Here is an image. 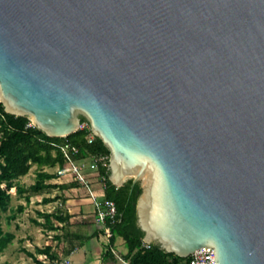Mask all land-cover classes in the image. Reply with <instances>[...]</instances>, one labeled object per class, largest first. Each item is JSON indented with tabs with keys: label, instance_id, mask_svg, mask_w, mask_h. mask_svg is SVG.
Returning a JSON list of instances; mask_svg holds the SVG:
<instances>
[{
	"label": "water",
	"instance_id": "obj_1",
	"mask_svg": "<svg viewBox=\"0 0 264 264\" xmlns=\"http://www.w3.org/2000/svg\"><path fill=\"white\" fill-rule=\"evenodd\" d=\"M0 103L84 118L146 243L264 264V0H0Z\"/></svg>",
	"mask_w": 264,
	"mask_h": 264
},
{
	"label": "trees",
	"instance_id": "obj_2",
	"mask_svg": "<svg viewBox=\"0 0 264 264\" xmlns=\"http://www.w3.org/2000/svg\"><path fill=\"white\" fill-rule=\"evenodd\" d=\"M28 117L14 116L5 112L0 103V218L10 203L9 191L16 189L18 195L24 194L26 201L31 196H37L47 189L57 187L47 184L46 181L55 178L53 174H47L41 170L42 167L53 168L55 166L63 167L66 159L61 151L65 144L78 148V154L72 156L73 160L81 161L85 159H100L104 162H97L98 176L103 184V200L112 201L116 208L114 220H106L104 223L110 230V243H113L117 237L125 241L127 254L123 259L130 264H187L189 258H181L172 253H166L156 244H150L148 248L143 246L144 232L137 225L136 203L141 194V187L138 183L132 186V180H128L124 185L117 187L110 179L108 168L110 153L100 139L94 138L89 143L87 136L90 128L87 121L81 118V124L84 128L65 138L48 137L34 125H30ZM32 165H36L39 171L36 174L35 182L27 188L15 186V181L25 176ZM52 199H43L42 202L49 203L56 201ZM23 206H18V211H23ZM43 218V226L47 229L57 230L54 222L66 225L70 216L62 215L60 210L52 213H40ZM13 219V216L11 217ZM40 225L39 223H37ZM14 239V234L5 232L0 224V252ZM36 254H44L50 260L56 258L50 253V248L36 249ZM33 260V264H45L39 260L36 255L26 252Z\"/></svg>",
	"mask_w": 264,
	"mask_h": 264
},
{
	"label": "crops",
	"instance_id": "obj_3",
	"mask_svg": "<svg viewBox=\"0 0 264 264\" xmlns=\"http://www.w3.org/2000/svg\"><path fill=\"white\" fill-rule=\"evenodd\" d=\"M85 160L89 161L90 166L91 159ZM64 166L66 169L69 167ZM64 166H55L54 171H50V167L41 168L43 172L55 175V178L47 180L46 183L57 187L34 196H39L41 199L37 200L39 203L35 206V210H28V213H34V216L29 218L30 223L34 225L35 234L31 240L32 246L35 250L49 247L50 253L56 259L52 261L44 254H32L45 264H123L122 260H125L123 258L127 254L124 239L117 237L113 243H110L111 234L107 225L95 221L96 203L103 201L104 196L97 167H92L90 170L91 167L86 168L85 165L82 172L87 183L84 184L78 182L69 171L59 176L57 171ZM54 197L57 198L56 201L42 202L43 199ZM57 210H60L63 216L66 214L70 216L68 223L64 225L53 221L58 229H47L42 225L44 220L39 214L57 212Z\"/></svg>",
	"mask_w": 264,
	"mask_h": 264
},
{
	"label": "rangeland",
	"instance_id": "obj_4",
	"mask_svg": "<svg viewBox=\"0 0 264 264\" xmlns=\"http://www.w3.org/2000/svg\"><path fill=\"white\" fill-rule=\"evenodd\" d=\"M76 163H84L86 168L91 167L90 170L92 167H96L93 159H91L90 166L89 161L86 160L76 161ZM49 169L50 171L55 170L54 168ZM37 170L38 167L32 165L25 176H22L15 181V186L27 188L32 185L36 180ZM82 175L84 176V173ZM9 194L11 197L10 203L6 210L1 213L0 224L3 231L14 234V239L2 252H0V264H28L25 261L33 263L32 258L26 254V252H36L32 246L33 243L31 242L35 237L33 230L34 225L29 221V218L33 217L34 213H28V210H35V206L39 203L37 200H40L41 197L31 196V199L27 202L26 196L24 194L18 195L15 188H12L9 191ZM18 206H23V211H18ZM12 216L13 219L11 218Z\"/></svg>",
	"mask_w": 264,
	"mask_h": 264
},
{
	"label": "built area",
	"instance_id": "obj_5",
	"mask_svg": "<svg viewBox=\"0 0 264 264\" xmlns=\"http://www.w3.org/2000/svg\"><path fill=\"white\" fill-rule=\"evenodd\" d=\"M30 125H33L32 123ZM85 124L80 125V129L84 128ZM95 136L90 132L87 136L88 142L91 143L94 140ZM61 151L66 159L65 165L69 167L66 169L64 168L59 169L57 174L59 176L63 175L67 171L72 173V176L76 178V180L80 183L86 184L85 177L82 175V170L85 168L84 163H76L73 160L74 155L78 154V148L75 146H71L69 144H65L61 147ZM95 164L97 165L98 161L104 162L103 158L100 159H93ZM116 216V208L112 201H101L96 203V212H95V221L98 223H104L107 219L114 220ZM149 243H143V246L148 248ZM189 261L187 264H212L214 263V253L212 248H201L192 253L189 257ZM123 264H130L127 260H122Z\"/></svg>",
	"mask_w": 264,
	"mask_h": 264
}]
</instances>
